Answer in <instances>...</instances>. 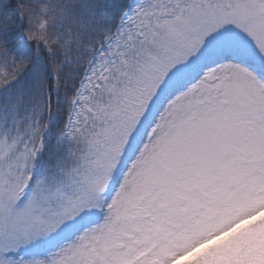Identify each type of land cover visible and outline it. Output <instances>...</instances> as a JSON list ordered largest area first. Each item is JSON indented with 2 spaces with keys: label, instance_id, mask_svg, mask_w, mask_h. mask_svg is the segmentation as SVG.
<instances>
[{
  "label": "snow or ice",
  "instance_id": "1",
  "mask_svg": "<svg viewBox=\"0 0 264 264\" xmlns=\"http://www.w3.org/2000/svg\"><path fill=\"white\" fill-rule=\"evenodd\" d=\"M0 264H264V0H0Z\"/></svg>",
  "mask_w": 264,
  "mask_h": 264
}]
</instances>
